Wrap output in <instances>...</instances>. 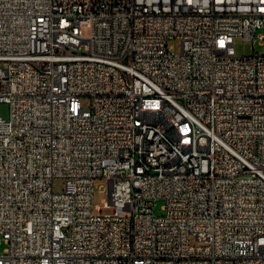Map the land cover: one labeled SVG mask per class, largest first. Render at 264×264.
Returning a JSON list of instances; mask_svg holds the SVG:
<instances>
[{
	"label": "built area",
	"instance_id": "built-area-1",
	"mask_svg": "<svg viewBox=\"0 0 264 264\" xmlns=\"http://www.w3.org/2000/svg\"><path fill=\"white\" fill-rule=\"evenodd\" d=\"M261 29L264 0H0V264H264Z\"/></svg>",
	"mask_w": 264,
	"mask_h": 264
},
{
	"label": "rangeland",
	"instance_id": "rangeland-1",
	"mask_svg": "<svg viewBox=\"0 0 264 264\" xmlns=\"http://www.w3.org/2000/svg\"><path fill=\"white\" fill-rule=\"evenodd\" d=\"M259 33H264V29L258 30L255 34V39L252 40H243L239 36H235L233 38V47L235 53L237 55L250 54L254 52H264V41L259 39L257 35ZM167 45L171 47L172 53L179 52V41L176 38H168ZM1 64V63H0ZM80 104L87 108L88 107V98L81 97ZM8 113V106L6 103L0 102V118H6ZM64 179L63 178H55L53 180V190L58 192L61 190L63 186ZM106 186V180L102 177H96L92 181V206L94 207L93 211L97 212L95 207H99L103 204V200L106 197L104 188ZM164 200L161 198L155 199L154 205L152 207V212L155 215H161L164 213L163 209ZM103 213L108 212V210L103 209ZM190 242H194V239L190 237ZM4 246V244H0V249Z\"/></svg>",
	"mask_w": 264,
	"mask_h": 264
},
{
	"label": "bare ground",
	"instance_id": "bare-ground-1",
	"mask_svg": "<svg viewBox=\"0 0 264 264\" xmlns=\"http://www.w3.org/2000/svg\"><path fill=\"white\" fill-rule=\"evenodd\" d=\"M182 162L185 168H192V170H199L201 167V160H199V151L187 150L182 155Z\"/></svg>",
	"mask_w": 264,
	"mask_h": 264
}]
</instances>
